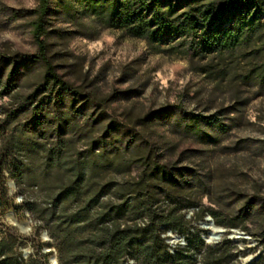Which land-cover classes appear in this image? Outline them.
Wrapping results in <instances>:
<instances>
[{
  "label": "rangeland",
  "instance_id": "1",
  "mask_svg": "<svg viewBox=\"0 0 264 264\" xmlns=\"http://www.w3.org/2000/svg\"><path fill=\"white\" fill-rule=\"evenodd\" d=\"M257 1L264 13V0ZM38 2L0 0L1 55L36 53L30 22ZM50 7L48 56L88 100L52 99L44 119L34 120L33 107L46 94L36 93L40 64L19 65L10 79L11 66L0 64V241L21 263L34 257L58 264L46 207L73 161L94 158L99 186L137 180L156 162L169 172L147 179L166 192L160 206L195 205L182 210L190 221L185 231H163L169 243L186 245L189 231L205 234L199 222L209 216L225 233L207 244L229 239L237 252L230 264H252L264 253V91L242 77L264 61V48L222 57L157 52L144 39L100 26L79 0H51ZM257 45L264 47V30ZM198 113L218 121L193 120ZM237 231L243 237H229Z\"/></svg>",
  "mask_w": 264,
  "mask_h": 264
},
{
  "label": "trees",
  "instance_id": "2",
  "mask_svg": "<svg viewBox=\"0 0 264 264\" xmlns=\"http://www.w3.org/2000/svg\"><path fill=\"white\" fill-rule=\"evenodd\" d=\"M50 2L39 0L30 22L36 53L23 55L18 60L0 54V64L11 66L8 79L20 74L19 65L40 64L36 93L46 94L33 107V119L38 121L44 119L42 112L52 99L61 102L69 96L71 104L81 98L88 100L87 95L55 71L48 56L43 36L47 32ZM79 2L100 26L144 39L157 52L222 57L247 48H253L252 53L264 48L257 45L264 30L262 2L257 0ZM250 77L264 91V61L242 78ZM191 118L208 123L218 121L200 113ZM107 159L105 154L102 160ZM96 162L92 157L73 161L64 173L67 183L60 186L54 201L46 207L54 220L50 236L58 249V264H123L127 260H132L133 264H230L236 259L235 245L229 239L209 245L197 231L187 233L186 245L175 247L173 253L169 251L163 231L167 226L185 231L190 221L182 210L195 205L172 202L160 206L162 195H166L162 193L166 192L150 189L146 183L148 178H168L165 165L154 162L148 174L143 170L137 180L99 186L93 180ZM118 164L123 166L124 162ZM146 166H150L148 162ZM0 264L41 263L34 257L21 263L13 246L6 248L0 241ZM252 264H264V253Z\"/></svg>",
  "mask_w": 264,
  "mask_h": 264
},
{
  "label": "bare ground",
  "instance_id": "3",
  "mask_svg": "<svg viewBox=\"0 0 264 264\" xmlns=\"http://www.w3.org/2000/svg\"><path fill=\"white\" fill-rule=\"evenodd\" d=\"M203 228L206 229L205 235L209 242H214V240L219 239L221 235L225 233V229L215 225L214 222L211 221H202ZM18 225L22 228V230L27 231V228L25 227L24 223H18ZM236 235H240L243 237L242 232H235V235L233 237L236 238Z\"/></svg>",
  "mask_w": 264,
  "mask_h": 264
},
{
  "label": "water",
  "instance_id": "4",
  "mask_svg": "<svg viewBox=\"0 0 264 264\" xmlns=\"http://www.w3.org/2000/svg\"><path fill=\"white\" fill-rule=\"evenodd\" d=\"M211 221V222H213V220L208 216V217H206L205 219H204V221ZM199 225L202 227V222H199ZM21 228V227H20ZM22 229V228H21ZM230 238H232L233 237V235H230L229 236ZM201 238L206 242V243H210L208 240H207V238H206V235L205 234H201ZM238 238H240V235H236V238L235 239H238ZM218 241V239H216V240H214V243H216ZM251 261H252V258H249L247 261H246V264H251Z\"/></svg>",
  "mask_w": 264,
  "mask_h": 264
},
{
  "label": "built area",
  "instance_id": "5",
  "mask_svg": "<svg viewBox=\"0 0 264 264\" xmlns=\"http://www.w3.org/2000/svg\"><path fill=\"white\" fill-rule=\"evenodd\" d=\"M162 236H164V237H166V241H167V243L169 244V251L171 252V253H173L174 252V250H175V247H173L170 243H169V241L167 240V235H165V234H162ZM123 264H133V261L132 260H127V261H125Z\"/></svg>",
  "mask_w": 264,
  "mask_h": 264
}]
</instances>
